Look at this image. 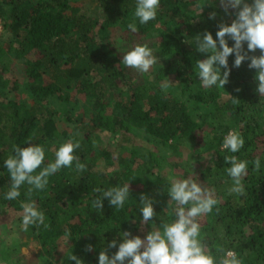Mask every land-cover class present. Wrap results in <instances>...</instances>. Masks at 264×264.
<instances>
[{"label":"trees","instance_id":"1","mask_svg":"<svg viewBox=\"0 0 264 264\" xmlns=\"http://www.w3.org/2000/svg\"><path fill=\"white\" fill-rule=\"evenodd\" d=\"M89 2L0 0V212L14 211L22 220L20 205L29 201L27 184L16 200L4 198L11 185L4 161L15 154L14 146H42L43 168L54 162L61 144L79 141L74 155L86 170L78 171L73 161L51 175L45 189L31 194L49 225L21 232L36 242L31 255L38 264H75L67 260L71 252L83 264H98L101 250L109 256L118 250L122 232L143 239L151 227L174 219L169 215L175 208L168 196L170 175L214 191L219 212L214 208L199 222L217 259L231 250L242 264H264V96L257 91L256 70L248 67L250 60L234 67L232 54L229 82L223 89H205L196 69L206 54L196 52L193 38L207 31L216 39L218 25H230L237 10L225 12L218 0H160L156 18L140 24L136 0ZM197 5L203 7L201 13ZM129 23L137 25L135 33ZM226 40L228 46L234 44ZM137 44L153 50L155 80H145L148 76L123 64V55ZM248 55L259 56L260 50ZM169 76L179 95L162 90ZM233 97L239 102L233 103ZM232 130L245 141L237 153L222 147ZM133 132L155 150L132 144L128 156L114 157L109 147L98 146L101 134L131 141ZM202 153L207 164L196 170L191 161L200 162ZM231 155L249 162L243 196L228 192L232 180L226 169L231 165L224 157ZM257 157L261 168L254 172L251 162ZM128 183L122 209L107 199L100 211L92 206L101 195L94 189ZM141 194L154 200V225L141 222ZM114 239L117 246L109 248Z\"/></svg>","mask_w":264,"mask_h":264},{"label":"clouds","instance_id":"2","mask_svg":"<svg viewBox=\"0 0 264 264\" xmlns=\"http://www.w3.org/2000/svg\"><path fill=\"white\" fill-rule=\"evenodd\" d=\"M220 3L225 12L229 8L237 10L235 19L230 25L224 23L218 25L216 39L207 31L203 33L202 38L199 34L193 38L196 52L206 54L205 59L196 61L197 75L201 85L205 89L213 86L223 89L229 82L228 57L234 54V67L238 68L242 62L250 60L248 67L256 70L257 91L264 96V0H253L251 4L246 0H220ZM159 6L160 0H136L134 15L139 19L140 24H146L156 18ZM197 7L201 13L203 7L200 5ZM215 15V12L210 13L209 18H214ZM127 28L133 33L137 31L135 23H129ZM226 37L234 41L231 47L228 46ZM245 43L247 51L244 50ZM257 49L260 50L259 56L248 55L249 52H255ZM122 61L126 67L147 73L157 63V58L147 44H137L123 55ZM221 69H224L223 73ZM170 84L167 80L161 85L162 90L166 91ZM238 102L239 100L233 97V103ZM244 143L240 132L232 130L225 136L222 147L231 153H237L243 148ZM79 147V141L68 140L56 150L54 162L41 168L45 160V149L42 146H14L15 154L4 161L11 180L10 189L4 198L9 201L16 200L21 195V186L25 184L31 186L27 192L29 201L22 202L20 205L23 209L22 231L27 232L30 226L39 228L42 225L45 229L49 227L45 222L46 217L43 211L37 208L34 201H31V194L34 189H45L48 178L61 168H70L73 161H76L78 171H85L86 165L74 155ZM224 161L231 165L226 169L232 180V186L228 189L229 194L245 195L242 180L247 175L249 162L235 155L225 156ZM251 163L253 171L258 172L261 168L260 158L257 157ZM38 169L40 170L37 172ZM168 179L170 182L168 196L170 201L175 202V208L169 215H174L175 218L162 222L158 228L151 227V231L143 239L133 236L128 231L122 232L120 235L123 239L118 245V250L111 256L107 254V249L101 250L98 264H242L238 254L231 250L217 259L202 237L200 218L212 213L214 208L219 212L217 207L219 200L215 198L214 191L202 187L193 179H177L172 175ZM94 191L100 192L101 195L92 202V206L100 211L104 199H107L114 208L122 209L129 197L130 188L128 183L121 187H111L106 191L101 189H94ZM139 201L142 205L141 222L152 221L154 225L157 214L153 207L154 200L141 194ZM70 235L68 230L66 239ZM116 246L115 239L108 245L109 248ZM87 250L91 251L92 246L88 245ZM218 251L224 250L218 249ZM67 260L74 261L75 264H83V260L72 252L67 255Z\"/></svg>","mask_w":264,"mask_h":264},{"label":"rangeland","instance_id":"3","mask_svg":"<svg viewBox=\"0 0 264 264\" xmlns=\"http://www.w3.org/2000/svg\"><path fill=\"white\" fill-rule=\"evenodd\" d=\"M246 1L249 4L253 2V0H246ZM218 2L221 5L220 0H218ZM89 3H90L89 0H73L74 5L85 6L88 5ZM4 36H5L4 38L9 37V34L6 33ZM21 66L22 64L19 62H17L15 65L16 68H20ZM155 72L156 69L154 68L153 65L152 68H150V70L147 73H143L145 77L148 76L145 80H155L154 79L156 78ZM167 80H169V82L171 83L168 88L172 89V91L176 95H179V92L176 91V89L173 86L174 82L172 80V77L168 78ZM167 80L165 79L164 81L166 82ZM142 136L137 135L136 133L133 132L132 134L129 135L131 139L130 141V140H124L120 135L109 137L106 136L105 134H101L100 137L101 140L98 146L100 148L109 147L113 152L114 157L118 156L119 153L122 154L124 157L128 156L129 154L128 149L132 144L142 146L143 148L145 147L144 149L141 148L142 150H145L146 148L149 150H155L154 145L145 142ZM201 156L203 157L202 159L200 158V162L196 163L194 161H191V165L196 170L203 168L207 164L206 154L202 153ZM179 173H181V171ZM19 217L20 215L14 211L8 210L5 212L4 211L0 212V264H38L39 259L36 261V259L31 255V252H33L36 249L37 244L35 241L27 238L25 234L21 233L23 232L21 230L22 220H20Z\"/></svg>","mask_w":264,"mask_h":264},{"label":"built area","instance_id":"4","mask_svg":"<svg viewBox=\"0 0 264 264\" xmlns=\"http://www.w3.org/2000/svg\"><path fill=\"white\" fill-rule=\"evenodd\" d=\"M2 32V22H1V19H0V34Z\"/></svg>","mask_w":264,"mask_h":264}]
</instances>
